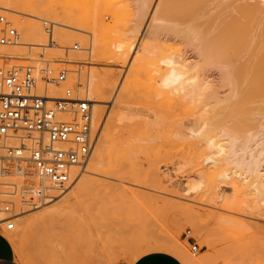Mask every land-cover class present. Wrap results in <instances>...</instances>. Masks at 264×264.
<instances>
[{"label": "rangeland", "instance_id": "1", "mask_svg": "<svg viewBox=\"0 0 264 264\" xmlns=\"http://www.w3.org/2000/svg\"><path fill=\"white\" fill-rule=\"evenodd\" d=\"M12 1L18 2L11 8L24 14H0L14 22L23 45L29 38L16 18L24 25L41 26L44 46L49 40L44 23H65L66 15L79 18L78 28L96 31L54 24V30L67 31L69 37L60 43L54 36L57 45L51 49L24 46L20 58H38L42 51L56 68L60 66L56 63L69 60V76H73L80 66L88 70L95 56L97 66L93 69L118 73L108 98L99 95L93 102L102 109L101 116L94 117V134L106 139L99 153L96 147L89 157L94 155L95 161L87 163L88 159L82 166L67 170L69 176L60 177L61 182L68 178L62 191L53 185L52 200L21 214L13 230H4L19 260L23 264H130L149 252L165 251L184 264H264V194H258L238 176L231 183L221 181V173L236 165L235 161L226 163L227 159L213 163L218 155L214 156V149L206 143L212 134L187 140L177 136L178 119L203 120L204 110L211 107L210 94L215 89L222 94L225 89L213 86L205 95L190 97L187 91L165 88L160 83L169 68L166 59L181 60L185 56L189 61L196 60L191 49L185 47L187 44L166 28L178 20L183 24L185 0H175L172 6H167V0H153L151 8L157 5L160 10L159 22L155 23L162 25L145 38L132 35L137 20L134 0ZM12 1L0 0V5ZM33 13L47 20L35 19L30 16ZM75 43L81 49H70L66 55L65 47ZM132 43L143 46L145 56L138 74L124 89L131 63L139 55L135 57V52L130 51ZM121 44V55L115 64H109L110 55L118 52ZM1 48L0 55H5ZM210 71L205 74L211 76L214 71ZM209 79L217 85V75ZM236 168L231 171L242 175L243 169L238 173ZM198 177V187L189 191L184 184ZM185 209L197 214L198 223L189 221ZM188 229L200 246L196 255L186 237Z\"/></svg>", "mask_w": 264, "mask_h": 264}, {"label": "bare ground", "instance_id": "2", "mask_svg": "<svg viewBox=\"0 0 264 264\" xmlns=\"http://www.w3.org/2000/svg\"><path fill=\"white\" fill-rule=\"evenodd\" d=\"M174 1L175 0H167L165 2L167 6H172ZM12 2L8 5H0V11L15 17L16 15L24 14L23 12L12 9L11 6L17 4L18 1H15L16 3L14 1ZM152 3L153 0H134V7L137 9L135 17L137 20L135 19L134 21L136 23H134L135 26L132 32L134 37H148V35L153 32L155 34L157 28H159L158 26L162 25L155 23L159 22L157 20L159 19L158 15L160 16V10L157 8V5L151 8ZM184 3V6L186 5V8H184L186 11L183 15H186L184 16L186 19L181 21L183 24H180L178 20L176 21L177 24H174L172 27L170 25L169 28L166 26V28L173 32L175 37H178L182 42L187 44L185 47L191 49L196 60L193 59L194 61H189V58L185 56L182 57L181 60H177L174 57L166 59L165 63L169 68L167 67V74L160 83H163L165 88L173 87V89H180V91L184 90V92L187 91L190 97L193 95L196 96V94L205 95L207 94L205 91L207 89L210 90V87L213 86H218L220 89L222 88L221 91H223V89L225 90L222 93L223 95L220 94V91H216L217 89H215L213 94H210V98L207 95L210 100L207 98L205 102L209 100L211 102H209L211 107L207 102L205 106H209L210 108L204 110L203 113L206 115L203 120L197 118L199 122L195 120V123L192 122L194 120L190 117L192 121H188L189 118H187L188 120L186 118H182V120L178 119V126L176 129L178 133L177 136L187 140L196 137L199 138V136L202 138L205 135L210 136V134H212L206 143H209L214 149V156L215 154L216 156L218 155L215 159L212 157L214 159L213 163L216 162L215 164H218L221 163V161H226V159V163H228V161L229 163L235 161L234 165H236V167L238 166V173L239 169H243L244 171H242V175L239 176V174L237 175V173L231 171H234L236 167L232 169L233 166L229 167L227 165L228 169L230 168L231 170L221 173V181L227 184L239 177L240 181L247 183L246 185H251L258 194H264V0H185ZM37 11L39 10L37 9ZM30 16L35 19L47 20L36 13ZM65 18V23L52 21V24L72 30L94 32L96 34L94 30L78 28L77 25L79 24L76 23V21L79 20V18L71 15H66ZM16 20L23 34L29 38V40L25 39L28 43L26 42L24 43L25 45H23L21 38L19 42L21 44L15 46H0V48L2 47L1 52L6 56L19 58V61H16V63L33 61L37 69H41L45 62L53 60L48 59L47 54L42 51L38 54V58L31 57L33 55L27 59L20 58L21 54L23 55V50L21 48L24 49V46H30L32 48L40 47L44 49L48 47L51 49L52 47L55 48L57 45V43L53 44L52 42H56L54 36L60 43L69 37L68 32L61 29H55L50 37L45 31L49 40L47 45L44 46L43 42L45 36L41 26L37 28V25H35L36 27H33L31 24L24 25L18 18H16ZM144 21L146 22L142 27ZM183 21L186 22L184 23ZM66 23H75V25L71 26ZM121 49L122 44L118 46V52H113L110 55L111 60H109V64H115L116 59L121 55ZM131 50H133V53L135 52V57L137 56L136 54L139 55L136 58V62L131 63V68L127 74L128 76H125L124 89L128 88L130 82H132L138 74L145 56V49L143 46L137 47L132 43L130 45V51ZM95 59V56H93L91 65L86 71L84 65L80 66L76 75H70L68 77L65 86L57 87L40 84L37 88L39 93L45 89V94L50 97L64 96V89L71 88L76 90L79 96L88 98L92 101L93 131L95 130L94 117L98 119L102 114V109H99V107L97 108L96 106L98 105L93 102L97 101L96 97L99 95L108 98L111 90H113L115 79L117 80L118 76V73L113 71H97L93 69L97 66V63L93 61ZM66 63L69 65V60H67ZM210 70L214 71L211 76L217 75V85L214 83V80H212L215 79V77L209 79L211 76L205 74ZM83 71L85 72L83 73ZM213 91L212 89V92ZM185 99L186 98H184V100ZM141 124L144 125L145 123L142 122ZM106 129L107 126L105 131ZM105 141V138L98 139L95 135L91 154L96 147L97 153H99ZM206 143L204 145H207ZM91 158L92 159L88 158L89 161H87L88 159L86 160L87 163L95 161L94 155ZM70 168L65 169L63 175L66 173V175L69 176L67 170ZM169 172L171 173V171ZM67 179L68 178L65 180ZM187 181L189 182L184 185L189 186V191L195 190L199 185V177L197 180L192 179V181ZM185 212L189 221L198 223L196 221L197 214L191 209H185Z\"/></svg>", "mask_w": 264, "mask_h": 264}, {"label": "built area", "instance_id": "3", "mask_svg": "<svg viewBox=\"0 0 264 264\" xmlns=\"http://www.w3.org/2000/svg\"><path fill=\"white\" fill-rule=\"evenodd\" d=\"M44 28L52 36L54 25L45 22ZM21 38L13 22L0 14V46L21 44ZM70 49L81 47H65L66 55ZM16 61L19 58L0 55V229L6 230L16 227L21 213L52 200L53 185L62 191L67 182L60 181L63 171L82 166L95 141L92 101L71 88L58 97L37 90L40 84L65 86L67 61L56 63L58 68L45 62L41 69L33 61ZM190 233L186 230L196 255L200 246Z\"/></svg>", "mask_w": 264, "mask_h": 264}, {"label": "crops", "instance_id": "4", "mask_svg": "<svg viewBox=\"0 0 264 264\" xmlns=\"http://www.w3.org/2000/svg\"><path fill=\"white\" fill-rule=\"evenodd\" d=\"M4 230L5 228L0 229V264H23L17 256L13 242L11 241L10 237L4 233ZM130 264H184V263L177 256L169 252L152 251L139 257Z\"/></svg>", "mask_w": 264, "mask_h": 264}]
</instances>
